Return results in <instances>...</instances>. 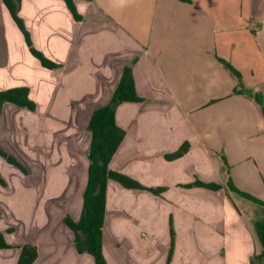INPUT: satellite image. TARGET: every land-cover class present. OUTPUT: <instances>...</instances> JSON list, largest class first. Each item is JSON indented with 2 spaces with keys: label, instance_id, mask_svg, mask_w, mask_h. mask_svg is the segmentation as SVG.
Listing matches in <instances>:
<instances>
[{
  "label": "crops",
  "instance_id": "obj_1",
  "mask_svg": "<svg viewBox=\"0 0 264 264\" xmlns=\"http://www.w3.org/2000/svg\"><path fill=\"white\" fill-rule=\"evenodd\" d=\"M3 7L0 0V90L27 87L36 109L5 102L0 111V147L25 156L17 188L33 204L17 240L9 234L17 221L0 220L11 246L0 249V264H16L24 244L37 247L32 264H95L76 251L63 217L79 218L87 123L109 103L127 65L143 101L117 105L126 135L110 165L162 190L107 182V264H250L260 218L231 207L229 184L256 179L257 166L264 171V112L233 92L237 81L221 60L264 98V0H75L80 20L63 0H20L34 48L60 64L55 69L29 49L34 60L15 51L22 38ZM183 143L189 149L181 157H164ZM194 180L221 187L185 186Z\"/></svg>",
  "mask_w": 264,
  "mask_h": 264
},
{
  "label": "trees",
  "instance_id": "obj_2",
  "mask_svg": "<svg viewBox=\"0 0 264 264\" xmlns=\"http://www.w3.org/2000/svg\"><path fill=\"white\" fill-rule=\"evenodd\" d=\"M75 20H80L77 13L75 0H63ZM189 1V0H182ZM11 18L23 34L26 45L31 54L44 68L55 69L60 64L47 58L41 51L34 48L30 34L25 28L22 18L18 14L20 0H2ZM224 67L236 79L237 83L233 89L234 93L246 94L252 97L264 112V98L258 92L245 88L242 83L241 74L228 62L221 60ZM125 101H143L135 92L134 81L130 65L123 68L122 74L108 104L98 107L92 111L87 123L89 134V145L87 149L88 165L86 170V183L82 194V207L79 218L72 219L68 214L63 217V223L74 233V244L78 253L90 254L95 264H107L102 252L103 223L105 218L106 187L109 180H114L126 188H144L158 193L162 188H147L136 180L127 176L121 169L113 168L110 165L111 158L116 153L123 141L126 130L120 128L115 121V109L118 104ZM9 102L27 110L34 111L36 103L29 97V89L25 86L13 87L0 90V111L3 103ZM189 149L188 143H183L174 152L166 154L167 160L181 157ZM0 156L9 163L20 168L22 165L9 153L0 147ZM24 170V168H23ZM2 183V179L0 178ZM185 186H201L217 190L221 186L214 182H202L194 180ZM229 188L243 197L254 201L260 206L264 202L257 200L248 193L242 192L229 184ZM255 236L259 243V251L255 252L250 264H264V216L254 225ZM11 247L5 240L4 233L0 231V249ZM37 247L32 244L20 246V252L16 264H32L37 258Z\"/></svg>",
  "mask_w": 264,
  "mask_h": 264
},
{
  "label": "rangeland",
  "instance_id": "obj_3",
  "mask_svg": "<svg viewBox=\"0 0 264 264\" xmlns=\"http://www.w3.org/2000/svg\"><path fill=\"white\" fill-rule=\"evenodd\" d=\"M4 11V18L10 21V23L14 26L17 32L21 35L23 47L22 49H15L16 52H26L31 56V58L34 57L30 55L28 51V46L25 43L24 37L9 15L8 11L3 7ZM2 15L0 14V17ZM13 45V44H12ZM13 50V49H12ZM22 51V52H21ZM37 61V60H36ZM22 62L26 63V60L22 56ZM22 67H24L21 64ZM59 127V126H57ZM52 129V130H51ZM51 129H48L47 132L54 131L55 127H52ZM23 148H26L24 145ZM7 152V151H6ZM8 153V152H7ZM10 154V153H9ZM11 155V154H10ZM13 156V155H11ZM24 168H20L15 164L9 163L7 160L3 158L4 167L2 168L0 166V178L2 179V183L0 182V220L8 226L11 222L17 221V228L9 230V234H13V237L15 240L19 239L24 234V229L27 224L29 225L30 222V210L33 204L30 202L32 201V196L29 197L23 193V191L19 192V189L17 188L19 185V182L21 181L22 177L21 174L24 175L26 173L24 164V157L23 155L17 157L13 156ZM262 167V166H261ZM254 175L256 176V179L253 178H244L236 182V188L239 189L242 192L248 193L257 200H260L264 202V171H262V168H259L257 166L256 170L254 171ZM157 194H160L159 192ZM233 201H232V200ZM231 199L229 198V204H231V207H234L235 209H239L242 213L248 214L249 216L255 219H259V221L262 219V216H264V206H260L254 201H251L239 193H236L235 191L231 190ZM249 222V221H248ZM26 223V224H24ZM255 225V223L253 224ZM173 234L171 235V238L173 239Z\"/></svg>",
  "mask_w": 264,
  "mask_h": 264
}]
</instances>
